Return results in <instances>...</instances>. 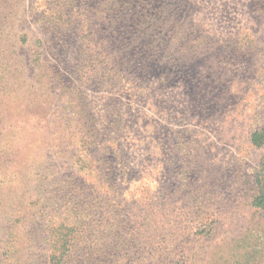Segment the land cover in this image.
Segmentation results:
<instances>
[{"label":"rangeland","instance_id":"374dc122","mask_svg":"<svg viewBox=\"0 0 264 264\" xmlns=\"http://www.w3.org/2000/svg\"><path fill=\"white\" fill-rule=\"evenodd\" d=\"M123 1L0 0V139L41 158L17 191L33 237L24 264H47L48 222L76 216L79 253L103 254L91 264H133L138 247L166 264L213 247L197 220L218 221L216 244L248 225L264 0ZM235 244L228 262L241 264Z\"/></svg>","mask_w":264,"mask_h":264},{"label":"trees","instance_id":"16d2710c","mask_svg":"<svg viewBox=\"0 0 264 264\" xmlns=\"http://www.w3.org/2000/svg\"><path fill=\"white\" fill-rule=\"evenodd\" d=\"M124 3L125 1L123 0H112L108 5L110 7L109 10L111 12L117 11L121 7V4ZM143 11L146 12L145 9ZM3 129L4 128L0 126V130ZM4 132L5 130L0 132V137L5 134ZM249 141L251 145L255 147L264 146V125L254 129L250 133ZM2 142L3 139H0V193H3V196L0 198V206L2 207L0 213L3 215V225H5L2 228L0 226V228L5 236L3 239H0L2 245L0 250H2V254L4 255L3 259L6 261L24 264L28 262L27 254L33 237L31 235L32 229L27 228L30 221H27V218L24 216L22 203L19 204L17 201V191L18 186L24 184L22 181V172L27 169H24V167L32 163L30 160L35 155L32 154L33 151H31L25 156L21 153L22 149L20 148L5 150V146H3ZM9 158H11V160L8 162L7 159ZM40 159L41 158L37 160L34 158V163L32 164H39L40 162L38 161ZM94 175L96 180L94 185L102 186L105 179L99 177L97 173H94ZM251 191L252 195L249 197L246 205L253 211L248 220H246V222L248 221V225H243L245 231L242 234L233 231L234 226H232L224 239L220 242L218 241L216 244L214 232L216 228H218V221L212 218L209 222L206 220L203 221L202 219L197 220V233H203L202 239L213 242V247L209 251L194 253L191 256L188 252L181 253L178 258L172 257L166 264H197V257L199 256H208V261L205 264H230L227 254H229V259H231L233 255L226 251L232 241L236 243L235 247L240 243L239 246L245 248L244 254H240L239 256L242 260L241 264H264V156L260 158L253 170ZM106 194L107 193L100 195L99 197L109 202V196H105ZM201 204L202 203H198L196 206L201 209ZM17 212V215L20 217L16 218L17 215L15 216V214ZM53 223L49 221L47 225L46 232L48 234L49 244L43 262L47 264H83L89 259L94 262L98 260V257L100 259L102 258L103 254L101 253V249L95 248L92 245L88 247L89 252H84L87 254L85 259L82 257V254L79 253L80 250L76 246L87 240L85 236L87 223L81 219L80 216H76L74 219L68 218L66 221H54ZM199 229H201V231H198ZM230 234H232V237L227 245L225 239H228L226 237ZM137 239L138 237L135 238V241ZM173 254L175 253L169 255ZM131 257H133V264H147L155 257L158 258L159 254L156 252L151 253L150 251L146 253V251L138 247L132 252Z\"/></svg>","mask_w":264,"mask_h":264}]
</instances>
